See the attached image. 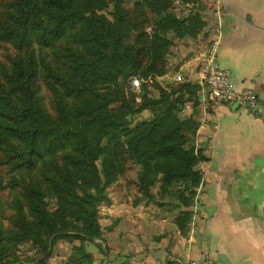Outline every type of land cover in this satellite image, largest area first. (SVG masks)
I'll return each mask as SVG.
<instances>
[{
	"label": "trees",
	"instance_id": "trees-1",
	"mask_svg": "<svg viewBox=\"0 0 264 264\" xmlns=\"http://www.w3.org/2000/svg\"><path fill=\"white\" fill-rule=\"evenodd\" d=\"M14 1L0 34L20 54L0 86V148L32 176L25 209L17 205L21 239L47 256L64 235L82 243L103 241L98 216L99 205L108 202V185L99 160L107 175H121L132 161L141 167L143 182L149 175L160 178L161 193L178 186L196 195L206 156L196 146L200 117H188L185 110L201 106V86H161L154 95L144 80L166 74L159 64L176 41H196L206 31L202 1L193 0L188 13L178 16L160 0H140L135 14L115 0L111 20L101 13L108 9L104 0ZM64 42L55 62L38 57L37 51ZM72 44L75 49H69ZM131 77L141 81L139 110L152 114L134 127H119L135 101L126 99L127 89L136 88ZM38 81L54 97L55 118L41 105ZM118 102L124 104L121 111L113 108ZM57 154L64 155L63 164L51 166L60 169L59 179L45 176L48 189H41L34 182L38 171ZM49 198L57 200L56 207ZM0 264L20 262L0 255Z\"/></svg>",
	"mask_w": 264,
	"mask_h": 264
},
{
	"label": "crops",
	"instance_id": "crops-1",
	"mask_svg": "<svg viewBox=\"0 0 264 264\" xmlns=\"http://www.w3.org/2000/svg\"><path fill=\"white\" fill-rule=\"evenodd\" d=\"M209 1L203 37L182 41L170 59L201 85L203 59L219 41L220 67L237 92H255L258 106L252 112L236 99L213 105L201 92V106L187 107V116L200 117L196 146L206 156L192 222L179 229L149 209L121 213L117 206L126 217L114 233L118 264H187L204 255L215 264H264V0Z\"/></svg>",
	"mask_w": 264,
	"mask_h": 264
},
{
	"label": "rangeland",
	"instance_id": "rangeland-1",
	"mask_svg": "<svg viewBox=\"0 0 264 264\" xmlns=\"http://www.w3.org/2000/svg\"><path fill=\"white\" fill-rule=\"evenodd\" d=\"M104 1L108 9L101 13L111 20L110 13L113 10V3L115 0ZM123 1L125 8L129 12H132V14H135L137 3L140 0ZM156 1L159 2V0ZM160 1H162L165 7H168L169 11L178 16L186 15L193 6V0ZM14 2V0H0V33L3 32L4 23L9 21L10 16L14 13ZM205 2L206 4L202 1L203 8L205 7L204 13L206 15L208 13V5H210L211 2L209 0H205ZM150 31L149 29L148 32ZM66 45L67 42L58 43L54 49L37 51V55L38 57H44L46 62L53 63L58 59L57 53L60 52V47ZM179 45H183L182 41H176V45L170 52L169 57L159 64V68L163 69L166 74L161 77H152L148 80H144L152 94L159 95V90L162 87L167 89H171L172 87L181 88L182 85L187 83L191 84L192 87L197 86V84H193L191 81L186 80L188 76L182 73L179 74L178 69L170 59L174 51L176 52L175 54L179 55ZM75 48L76 46L74 44L69 46V49ZM19 54L20 53L12 44L2 39L0 34V86H2V84L5 85L8 79L6 77L11 73L13 62ZM132 79L134 78L131 77L130 81H133ZM198 86H201V97L204 99V83L202 82V84ZM127 90V101H133L134 97L135 101L134 105H132L133 109L129 112L127 118L122 122L117 121L119 127H134L137 123L149 119L152 114L150 111L141 112L139 110L141 105V99L139 97L141 87H136L134 90ZM191 90H193V88H191ZM37 91V95L41 100V105L49 115L55 118L57 116L56 103L52 93L43 81L37 82ZM214 104L216 105V103H213V105ZM228 104L231 103L218 105ZM122 106H124L123 102H118L113 105V108L117 111H121ZM187 112L189 113L188 108L185 110L186 115ZM193 114L196 115L195 113ZM197 116L199 117V115ZM63 156L62 154H57L50 164L47 163L46 167L38 171L37 180L34 181L38 187L44 190L48 189L45 176L53 177L55 180L59 179L60 169L52 167L51 163L55 162L58 166H62ZM96 164L101 170L102 179L108 185V202L99 205L98 216L103 231V241L82 243L71 235H64L58 239L52 248L51 254L47 256L41 248H35L31 240L21 239L16 223L20 216L17 205L20 204L25 209L26 203L24 202V198L28 185L31 183L30 180L32 176L30 177L29 173L21 171L18 168L17 163L10 159L5 147L0 148V232L2 234L0 255L11 260H17L20 264H118L116 261H118L117 256L120 255L117 248V244L119 243L114 242V233L117 232L121 221L126 219L125 214H122V217H120L118 216L119 214L115 212V208L120 205L122 208L121 213H125V211L128 213L136 209H140L141 211L149 209L150 214L157 217L164 216L169 218L179 229L187 228L192 222L193 212L191 208L196 201L198 192L196 195L190 196L188 191L177 186L173 187V189L171 188V190H173L172 192L167 190L165 195L161 193L160 178L158 176L149 175L146 181L143 182L140 178L141 167L132 161H129L123 173L117 176L107 175L102 170V161L99 160ZM203 183L204 181H202V184ZM201 186L199 188H201ZM143 189H147L148 192H143ZM171 193L179 195L178 197L175 195L170 197ZM48 202L51 207H56L58 203L55 198H49ZM33 237H36L35 233H33ZM125 241H127V243L129 241L127 233ZM127 262L124 261L121 264H127Z\"/></svg>",
	"mask_w": 264,
	"mask_h": 264
},
{
	"label": "built area",
	"instance_id": "built-area-1",
	"mask_svg": "<svg viewBox=\"0 0 264 264\" xmlns=\"http://www.w3.org/2000/svg\"><path fill=\"white\" fill-rule=\"evenodd\" d=\"M206 56L203 59L204 66V92L205 99L209 103L227 104L239 100L243 106L256 111L258 106V98L254 91L245 90L237 92L231 81L230 74L222 69L218 62L219 42L214 41ZM137 88H140V81L132 79ZM187 264H215L209 255H204L201 260L191 261Z\"/></svg>",
	"mask_w": 264,
	"mask_h": 264
}]
</instances>
